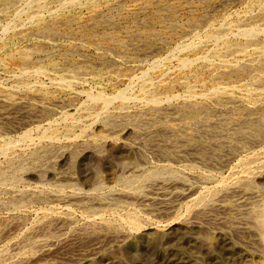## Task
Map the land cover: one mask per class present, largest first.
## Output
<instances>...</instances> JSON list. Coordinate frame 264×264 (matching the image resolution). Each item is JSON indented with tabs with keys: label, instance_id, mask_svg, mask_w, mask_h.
Returning <instances> with one entry per match:
<instances>
[{
	"label": "rangeland",
	"instance_id": "rangeland-1",
	"mask_svg": "<svg viewBox=\"0 0 264 264\" xmlns=\"http://www.w3.org/2000/svg\"><path fill=\"white\" fill-rule=\"evenodd\" d=\"M263 30L264 0H0L30 103L0 106V264H264Z\"/></svg>",
	"mask_w": 264,
	"mask_h": 264
},
{
	"label": "bare ground",
	"instance_id": "bare-ground-1",
	"mask_svg": "<svg viewBox=\"0 0 264 264\" xmlns=\"http://www.w3.org/2000/svg\"><path fill=\"white\" fill-rule=\"evenodd\" d=\"M11 0H2V3L3 4H8L9 2H10ZM37 1H40V0H37ZM67 1V3H68V1L69 0H66ZM71 1V0H70ZM74 1V0H73ZM36 2V1H35ZM63 2V1H62ZM64 3V2H63ZM66 4V3H65ZM260 20V19H259ZM241 21V20H240ZM257 24V23H256ZM8 28V27H7ZM221 29V28H220ZM246 34H248V35H250V34H252V33H254L255 31H257V28L255 27V25H252V26H250V27H247L246 29H244L243 30ZM264 31V30H263ZM214 32V31H213ZM212 32V33H213ZM216 33V32H215ZM214 33V34H215ZM226 33V32H225ZM243 33V32H242ZM241 33V35H243ZM259 33V32H258ZM213 34V35H214ZM218 34H220V33H218ZM257 35V34H256ZM209 36H211L212 37V35L210 34ZM220 36H222V35H220ZM226 36V35H225ZM244 36V35H243ZM254 36V35H253ZM252 36V37H253ZM2 37V36H1ZM246 37H247V35H246ZM251 37V36H250ZM214 38V37H213ZM221 38V37H220ZM215 39H217V36H215ZM218 40H221V39H218ZM51 43V42H50ZM186 43V42H185ZM184 43V44H185ZM189 43V42H188ZM8 44V43H7ZM137 45V44H136ZM186 45V44H185ZM244 45V44H243ZM242 45V46H243ZM188 46V45H187ZM224 46V45H223ZM227 46V45H226ZM245 46H247L246 45V43H245ZM253 46V45H252ZM251 46V47H252ZM4 47V46H3ZM6 47V46H5ZM8 47V46H7ZM183 47H186V46H183ZM225 47V46H224ZM248 47V46H247ZM255 47V46H254ZM257 47V46H256ZM186 48H189V47H186ZM221 48V47H220ZM184 49V48H183ZM257 49H260V50H263L264 51V44H260V46H258V48ZM185 50V49H184ZM183 50V51H184ZM259 50V51H260ZM189 51V50H188ZM223 51H224V49H223ZM222 51V52H223ZM245 51V50H244ZM243 51V52H244ZM46 52V51H45ZM246 52V51H245ZM6 53V52H5ZM221 53V52H220ZM241 53V52H240ZM189 54V53H188ZM8 55H10V53L8 54ZM199 57V55H196V57ZM6 57V56H5ZM21 57V56H20ZM22 58H24V57H22ZM184 58V57H183ZM189 58H191V57H189ZM194 58H195V56H194ZM17 59V58H16ZM27 59V58H26ZM26 59H23L22 60V62L24 61V60H26ZM181 59V58H180ZM186 59V56H185V58H184V61H185V63L187 62V60H185ZM192 59V58H191ZM189 60V59H188ZM192 60H194L195 61V59H192ZM192 60H190V61H192ZM27 61V60H26ZM179 61V60H178ZM181 61V60H180ZM196 62V61H195ZM191 63V62H190ZM193 63V62H192ZM191 63V64H192ZM227 63V62H226ZM4 64V63H3ZM25 65V64H24ZM23 64L21 65L20 64V66L21 67H23L24 66ZM189 65V64H188ZM187 65V66H188ZM16 66V65H15ZM18 66V65H17ZM19 66V67H20ZM180 66V65H179ZM191 66V65H190ZM189 67V66H188ZM187 67V68H188ZM24 68H26L25 66L23 67V69ZM33 70L34 71H36V72H40L41 73V71L43 70V67L41 66V65H33ZM32 68H31V70H32ZM180 68V67H179ZM185 68V67H184ZM32 70V71H33ZM180 70V69H179ZM27 70L25 69V72H26ZM30 70H28V72H29ZM146 71V70H145ZM145 71H144V73H145ZM183 71H184V69H183ZM188 71V70H187ZM175 72V71H174ZM189 72V71H188ZM34 73V72H33ZM143 73V74H144ZM164 73V72H163ZM162 73V74H163ZM176 73V72H175ZM181 73V72H180ZM57 74V73H56ZM59 74V73H58ZM178 74V73H177ZM186 74V73H185ZM185 74H183V75H185ZM23 75V74H22ZM159 75H160V73H159ZM164 75H165V73H164ZM164 75H161V76H164ZM142 76V75H141ZM140 76V77H141ZM160 76V77H161ZM145 77V76H144ZM176 77V76H175ZM62 78V77H61ZM166 78V77H165ZM140 79V78H139ZM138 79V80H139ZM177 79V78H176ZM202 79V78H201ZM151 80V79H150ZM197 80V79H196ZM57 81H59V82H63L64 84L63 85H65L66 83L64 82L65 80L64 79H58ZM148 79H145L144 81H143V83H142V90H141V95L142 96H145V97H147L148 99H150V100H157L158 98H159V95L156 93V92H151V91H149L148 90ZM163 82H165V81H163ZM167 83V82H166ZM241 83V82H240ZM163 84V83H162ZM60 85H61V83H60ZM59 85V86H60ZM161 85V84H160ZM219 84H217V85H213L212 86V88H211V90H214L213 92H215V90H219L218 88H219V86H218ZM31 86V85H30ZM192 86V85H191ZM238 86V85H237ZM246 86V85H245ZM244 86V87H245ZM129 87V86H128ZM159 87V86H158ZM224 87V86H223ZM232 87V86H231ZM231 87H229L230 89H231ZM141 88V87H140ZM163 87H161V89H162ZM168 88H169V86H168ZM237 88V87H236ZM129 88H127V90H128ZM238 89H240V88H238ZM258 89V88H257ZM119 90H122V89H119ZM133 90V89H132ZM154 90V89H153ZM169 90V89H168ZM123 91V90H122ZM161 91V90H160ZM165 91V90H164ZM27 92V91H26ZM78 92V91H77ZM89 92V91H88ZM87 92V93H88ZM117 92V91H116ZM126 92V91H125ZM125 92H118V93H116V95L114 96V97H119L120 98V100H121V106H123V105H126L125 103V101H127V98H126V94H125ZM131 92V91H130ZM140 92V91H139ZM138 92V93H139ZM159 92V91H158ZM162 92V91H161ZM160 92V93H161ZM243 92V91H242ZM31 93V92H30ZM30 93H28V94H30ZM36 93V92H35ZM248 93V92H247ZM37 94V93H36ZM46 94V93H45ZM115 94V93H114ZM130 94V93H129ZM232 94V93H231ZM33 95V94H32ZM41 95V94H40ZM40 95H38L39 97H40ZM94 95H96V94H94ZM135 95H136V93H135ZM42 96H44V94H42ZM47 96H48V94H47ZM112 96V95H111ZM111 96H108V97H104V96H102V95H98V96H93L92 98L93 99H95V98H101V99H103L104 101H106L107 103H108V100L110 99V97ZM164 96V95H163ZM162 96V97H163ZM37 97V96H36ZM132 97H134V96H132ZM131 97V98H132ZM165 97H167V96H165ZM255 97V96H254ZM41 98H43V97H41ZM49 98V97H48ZM118 98V99H119ZM51 99V98H50ZM56 99V98H55ZM88 99H89V96H88ZM87 99V100H88ZM113 99V98H112ZM118 99H116V100H118ZM130 99V98H129ZM128 99V100H129ZM138 99H140V98H138ZM54 100V99H53ZM59 100V99H58ZM90 100H91V98H90ZM98 100V99H97ZM131 100V99H130ZM37 101V100H36ZM49 101V100H48ZM60 101V100H59ZM102 101V100H101ZM113 101V100H112ZM159 101V100H158ZM44 102V101H43ZM58 102V101H57ZM92 102H93V100H92ZM97 102V101H96ZM99 102V101H98ZM25 103H28V104H30L29 103V97L28 96H26L25 94H23V93H17V94H13V95H9L8 93H6V92H3V91H0V106L1 107H3V110H2V113L5 115V118L6 119H8L9 117H11V113L13 112V109L14 108H16L17 106H21V105H23V104H25ZM107 103H106V105H107ZM110 103V102H109ZM151 103V102H150ZM111 105H112V103H110ZM116 104V103H115ZM120 104V103H119ZM146 104V103H145ZM85 105H87V104H85ZM93 105H94V103H93ZM31 106V105H30ZM227 106V105H226ZM37 107H38V105H37ZM40 107H42L43 108V106H40ZM99 107H100V104H99ZM106 107V106H105ZM108 107H109V105H108ZM108 107H106V108H108ZM125 107V106H124ZM220 107V106H219ZM19 108V107H18ZM45 108V107H44ZM102 108H104V107H102ZM181 108V107H180ZM184 108V110H185V107H183ZM21 109V108H20ZM97 109V108H96ZM19 110V109H18ZM49 110V109H48ZM29 111V110H28ZM40 111H42V110H40ZM39 111V112H40ZM101 111H103V109L101 110ZM153 111V110H152ZM156 111V110H155ZM230 111V110H229ZM91 112V111H90ZM98 112H100V110L99 111H97V113L95 112V114H98L99 115V113ZM105 112H106V110H105ZM104 112V113H105ZM184 112V111H183ZM1 113V114H2ZM189 113V112H188ZM14 114V113H13ZM24 114V113H23ZM27 114V113H26ZM102 114V113H101ZM205 114V113H204ZM19 115V114H18ZM29 115V114H28ZM46 115V114H45ZM103 115V114H102ZM184 115V114H183ZM15 116V115H14ZM20 116V115H19ZM22 116V115H21ZM25 116V115H24ZM99 117V116H98ZM201 117V116H200ZM2 118V117H1ZM164 118V117H163ZM187 118V117H186ZM185 118V119H186ZM175 119H176V117H175ZM154 120V119H153ZM196 120V119H195ZM17 121V120H16ZM15 121V122H16ZM126 121V120H125ZM31 122V121H30ZM136 123V122H135ZM53 125V124H52ZM71 126V125H70ZM89 127V126H88ZM152 127V126H151ZM213 127V126H212ZM49 129H50V127H49ZM68 129H69V127H68ZM73 129V128H72ZM203 129V128H202ZM70 130V129H69ZM84 130V129H83ZM46 131V130H45ZM49 131V130H48ZM101 131V130H100ZM167 131V130H166ZM57 130H56V127H54V128H52V129H50V131L49 132H47V134L48 135H50V137L51 136H54L55 134H57ZM42 133H43V131H42ZM46 133V132H45ZM248 133V132H247ZM256 133V132H255ZM219 134V133H218ZM43 135H45L44 133H43ZM164 135V134H163ZM246 135V134H245ZM105 136V135H104ZM43 137V136H42ZM44 137H46V136H44ZM3 138V137H2ZM48 138V137H47ZM47 138H44V139H47ZM54 138V137H53ZM244 138H246V137H244ZM1 139V138H0ZM57 139V138H56ZM49 140V139H48ZM173 140V139H172ZM186 140V139H185ZM166 141V140H165ZM170 141V140H169ZM256 142V141H255ZM15 143H13L11 140H7L6 142H5V144H4V149H11L12 147H13V145H14ZM17 144V143H16ZM15 144V145H16ZM156 144V143H155ZM160 146H162V145H160ZM172 146V145H171ZM195 146V145H194ZM244 148V147H243ZM171 150V149H170ZM5 151V150H4ZM187 151V150H186ZM185 151V152H186ZM5 153H7V152H5ZM1 154H3V153H1ZM249 155V154H248ZM223 156V155H222ZM252 156V155H251ZM179 157V156H178ZM245 160V159H244ZM257 164V163H256ZM25 168V167H24ZM136 168V167H135ZM249 169H250V164L248 163V162H243V164H242V169H241V171L242 170H244V171H249ZM253 169V168H252ZM159 170V169H158ZM261 170V169H260ZM157 171V170H156ZM161 171V170H160ZM171 171H173L172 169H171ZM251 171V170H250ZM62 172V171H61ZM121 173V172H120ZM243 173V172H242ZM241 173V174H242ZM158 174H160V173H158ZM19 175V174H18ZM41 175V174H40ZM151 175V174H150ZM156 175V174H155ZM240 175V174H239ZM198 176V175H197ZM235 176V175H234ZM234 176H232V178L234 177ZM238 176H236V178H237ZM115 179V178H114ZM138 182H140V179H138V178H136V179H128V180H126L125 181V183H126V185L127 184H137ZM154 182V181H153ZM3 183V182H2ZM39 185V184H38ZM60 185V184H59ZM47 186V185H46ZM209 186V185H208ZM259 186V185H258ZM162 187V186H161ZM139 188V187H138ZM154 188V187H153ZM160 188V187H159ZM163 188V187H162ZM166 188V187H165ZM202 189H204V188H202ZM236 189V188H235ZM209 190V189H208ZM207 190V191H208ZM92 191V190H91ZM130 191V190H129ZM206 191V194L208 193ZM212 191V190H211ZM237 191V190H236ZM179 192V191H178ZM200 192V191H199ZM224 192V191H223ZM168 193V192H167ZM177 193V192H176ZM184 193H185V191H184ZM210 193V192H209ZM249 193V192H248ZM162 194V193H161ZM165 194V193H164ZM179 194V193H178ZM183 194V193H182ZM205 194V193H204ZM205 194V195H206ZM159 195V194H158ZM166 195V194H165ZM176 195V194H175ZM185 195V194H184ZM204 195V196H205ZM203 197V196H202ZM114 198V197H113ZM117 198V197H116ZM152 198H154V197H152ZM157 198V197H156ZM200 198V197H199ZM199 198H198V201H199ZM207 198V197H206ZM72 199V198H71ZM147 199V198H146ZM149 199V198H148ZM162 199V198H161ZM169 199V198H168ZM203 199V198H202ZM240 199V198H239ZM143 201H145V199L143 200ZM147 201V200H146ZM145 201V202H146ZM170 201V200H169ZM200 201H201V199H200ZM149 202V201H148ZM151 202V201H150ZM149 202V203H150ZM165 202H167V201H165ZM197 202V201H196ZM96 204V203H95ZM148 204V203H147ZM157 204V203H156ZM162 204V203H161ZM170 204V203H169ZM191 205V204H190ZM220 205V204H219ZM161 206V205H160ZM172 206V205H171ZM180 206V205H179ZM224 206V205H223ZM148 207V206H147ZM162 207V206H161ZM170 207V206H169ZM157 208V207H156ZM205 208V207H204ZM223 208V207H222ZM159 209V208H158ZM157 209V210H158ZM161 209V208H160ZM164 209V208H163ZM201 209V208H200ZM134 210V209H133ZM223 210V209H222ZM218 211V210H217ZM224 211V210H223ZM197 212V211H196ZM245 212V211H244ZM136 212L135 211H129L127 214H126V217H127V219L132 223V225L133 226H135V225H138V223H137V220H136ZM261 214V213H260ZM257 216V215H256ZM248 217V216H247ZM125 219V218H124ZM126 221V220H125ZM260 221L264 224V213L262 214V216L260 217ZM258 223H259V221H258ZM130 224V223H129ZM260 224V223H259ZM43 229V228H42ZM263 235V234H262ZM99 249V248H98ZM26 250V249H25ZM94 253V252H93ZM91 254H92V252H91ZM18 255V254H17ZM46 257V256H45ZM44 258V257H43ZM42 260V259H41ZM31 261V262H30ZM29 262H25L24 264H39V263H36V262H32V260H30ZM34 261V260H33ZM39 261V260H38ZM264 261V260H263ZM3 262V261H2ZM4 262H6V261H4ZM41 263V262H40ZM52 263V262H51ZM264 263V262H263ZM21 264V263H20Z\"/></svg>",
	"mask_w": 264,
	"mask_h": 264
}]
</instances>
